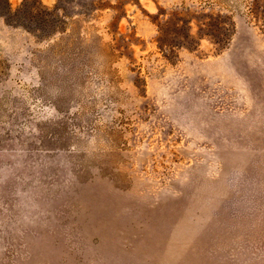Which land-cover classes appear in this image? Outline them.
Listing matches in <instances>:
<instances>
[{"label": "rangeland", "instance_id": "rangeland-1", "mask_svg": "<svg viewBox=\"0 0 264 264\" xmlns=\"http://www.w3.org/2000/svg\"><path fill=\"white\" fill-rule=\"evenodd\" d=\"M8 2L0 264H264V0Z\"/></svg>", "mask_w": 264, "mask_h": 264}, {"label": "trees", "instance_id": "trees-1", "mask_svg": "<svg viewBox=\"0 0 264 264\" xmlns=\"http://www.w3.org/2000/svg\"><path fill=\"white\" fill-rule=\"evenodd\" d=\"M43 12H49V11H43ZM10 14V5L8 0H0V16H4L6 19ZM45 22V20H44ZM44 22L41 23L44 26Z\"/></svg>", "mask_w": 264, "mask_h": 264}]
</instances>
